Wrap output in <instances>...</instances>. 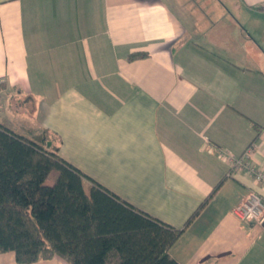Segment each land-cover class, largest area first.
I'll list each match as a JSON object with an SVG mask.
<instances>
[{
	"label": "crops",
	"instance_id": "crops-1",
	"mask_svg": "<svg viewBox=\"0 0 264 264\" xmlns=\"http://www.w3.org/2000/svg\"><path fill=\"white\" fill-rule=\"evenodd\" d=\"M227 1L0 0V123L182 229L180 264H264V227L234 211L264 190L218 155L253 142L264 167V0Z\"/></svg>",
	"mask_w": 264,
	"mask_h": 264
},
{
	"label": "trees",
	"instance_id": "trees-1",
	"mask_svg": "<svg viewBox=\"0 0 264 264\" xmlns=\"http://www.w3.org/2000/svg\"><path fill=\"white\" fill-rule=\"evenodd\" d=\"M49 140L46 131L37 142L0 123V253L13 252L20 264L53 256L67 264H180L169 249L182 229L85 175Z\"/></svg>",
	"mask_w": 264,
	"mask_h": 264
},
{
	"label": "built area",
	"instance_id": "built-area-1",
	"mask_svg": "<svg viewBox=\"0 0 264 264\" xmlns=\"http://www.w3.org/2000/svg\"><path fill=\"white\" fill-rule=\"evenodd\" d=\"M254 145L253 142L250 143L239 155H234L228 149L219 148L218 155L229 164L230 170H243L264 189V167L257 166L250 160ZM234 211L240 220L257 223L264 227V197L258 192H248L236 205Z\"/></svg>",
	"mask_w": 264,
	"mask_h": 264
},
{
	"label": "rangeland",
	"instance_id": "rangeland-1",
	"mask_svg": "<svg viewBox=\"0 0 264 264\" xmlns=\"http://www.w3.org/2000/svg\"><path fill=\"white\" fill-rule=\"evenodd\" d=\"M221 2L229 6V2L227 0H221ZM195 3L197 6H199L203 10V12L208 13V14L210 13L215 14L217 10H221L220 5L218 4L217 6V4L215 3V0H195ZM48 137H49V134H48ZM52 178H53L52 176L48 177V179H46V182H51ZM260 188L262 189L261 186Z\"/></svg>",
	"mask_w": 264,
	"mask_h": 264
}]
</instances>
